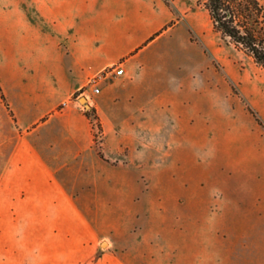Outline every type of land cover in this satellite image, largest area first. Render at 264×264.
Masks as SVG:
<instances>
[{
  "label": "rangeland",
  "instance_id": "rangeland-1",
  "mask_svg": "<svg viewBox=\"0 0 264 264\" xmlns=\"http://www.w3.org/2000/svg\"><path fill=\"white\" fill-rule=\"evenodd\" d=\"M146 1L158 12L159 25L154 38L141 45L145 47L138 58L131 60L134 66L139 61L143 66L134 72L139 95L129 100L134 88L124 85V116L129 117L124 126L140 130L139 124H145L143 131L151 135V144L138 149L134 145L129 162L120 172L112 173L123 179L122 183L109 184L101 193L155 216L165 234L183 246L177 251V264H264V67L214 31L204 0ZM35 21L25 0H0V85L9 105L6 108L0 97V169L11 152L25 142L17 132L16 119L21 124L34 121L70 92L66 89L82 73L70 54L47 64L48 41ZM154 27L141 23L139 34L147 35ZM61 43L65 44L61 49L70 53L67 42ZM99 44L97 40L95 45ZM52 49H57L56 42ZM100 59L87 60L96 64ZM115 62H123V58ZM50 67L57 71L54 83L48 80L52 77ZM113 78L100 83L101 92L95 97L101 102H109L115 92L122 91L119 84L114 88L109 84ZM182 81L188 90L186 98L179 94ZM82 90H74L67 102L89 116L95 128L94 146L99 149L104 126L96 110L86 108L90 102ZM161 95L177 99V110L166 105L158 108L153 101ZM140 105L154 108L153 115L142 116ZM176 112L183 114L182 122ZM206 124L219 132V148L211 153L206 138L200 144L193 136V155L185 171L175 160L178 140L173 135L180 125L194 129L206 128ZM58 129L56 117L41 127ZM233 137L239 149L234 153L225 149ZM248 151L255 156L245 160L231 157ZM230 158L234 161L230 163L241 169L228 168ZM208 164H212L209 172ZM161 190L169 196L164 202H158ZM189 194L196 199L186 203Z\"/></svg>",
  "mask_w": 264,
  "mask_h": 264
},
{
  "label": "crops",
  "instance_id": "crops-1",
  "mask_svg": "<svg viewBox=\"0 0 264 264\" xmlns=\"http://www.w3.org/2000/svg\"><path fill=\"white\" fill-rule=\"evenodd\" d=\"M25 1L48 41L47 64H55L70 54L82 73L66 89L71 91L34 121L21 124L16 119L17 132L25 142L11 152L0 169V264H177V251L183 246L165 234L155 216L126 207L117 198L101 193L109 184L122 183L123 179L113 177L112 173L120 172L129 162L134 145L138 149L151 144L148 140L151 135L143 131L145 124H139L140 130L124 126L129 118L124 116V85H133L129 100L139 95L135 91L134 72L143 63L139 61L134 66L131 60L138 58L144 42L152 40L149 38L159 25L158 12L146 0ZM141 23L155 27L147 35H140ZM97 40L100 44L96 46ZM55 42L57 49L53 52ZM60 42H67L70 53L61 49L65 44ZM97 57L101 59L96 64L87 60ZM119 58H123L124 71L113 75L109 84L113 88L119 84L122 91L115 92L109 102H101L96 94L94 99L89 98V108L96 110L104 126L101 157L94 146L95 128L91 119L67 99L84 85L80 86L88 76L115 64ZM49 72L52 77L48 80L54 83L57 71L50 67ZM179 88L180 96L186 98L188 90L183 81ZM60 103L65 106H59ZM153 103L158 108L172 107L174 111L179 104L177 99L162 95ZM152 109L140 105L138 112L150 118ZM131 114L133 117L135 112ZM182 116L176 112L180 122ZM53 117L59 119L60 129L41 130ZM173 136L178 140L175 160L185 171L193 155V136L200 144L206 138L211 143L206 147L211 153L220 144L219 132L209 129L208 124L206 128L194 129L180 125ZM230 141L233 143L225 149L238 151L234 137ZM253 156L248 151L231 157L245 160ZM233 160L227 162L228 168L241 169L230 163ZM211 167L208 164V172ZM157 181L161 183L160 178ZM168 198L163 190L158 193V202ZM195 199L193 194L185 196L186 203ZM157 206V214L161 216V208Z\"/></svg>",
  "mask_w": 264,
  "mask_h": 264
},
{
  "label": "trees",
  "instance_id": "trees-1",
  "mask_svg": "<svg viewBox=\"0 0 264 264\" xmlns=\"http://www.w3.org/2000/svg\"><path fill=\"white\" fill-rule=\"evenodd\" d=\"M204 7L214 31L264 67V0H204ZM153 38L151 36L149 40ZM0 97L9 109L1 85ZM248 109L262 125L255 113ZM98 154L104 156L100 149Z\"/></svg>",
  "mask_w": 264,
  "mask_h": 264
},
{
  "label": "built area",
  "instance_id": "built-area-1",
  "mask_svg": "<svg viewBox=\"0 0 264 264\" xmlns=\"http://www.w3.org/2000/svg\"><path fill=\"white\" fill-rule=\"evenodd\" d=\"M123 71L124 67L123 64L120 62L110 66H106L105 68L91 74L90 76H88L85 84L81 87L83 89L82 93H84L88 98H90V95H95L100 92V83L103 80H106L112 77L113 75L122 74ZM85 106L86 108H89V104H85Z\"/></svg>",
  "mask_w": 264,
  "mask_h": 264
},
{
  "label": "water",
  "instance_id": "water-1",
  "mask_svg": "<svg viewBox=\"0 0 264 264\" xmlns=\"http://www.w3.org/2000/svg\"><path fill=\"white\" fill-rule=\"evenodd\" d=\"M82 100H83V101H86V98H85V97H83V98H82Z\"/></svg>",
  "mask_w": 264,
  "mask_h": 264
}]
</instances>
